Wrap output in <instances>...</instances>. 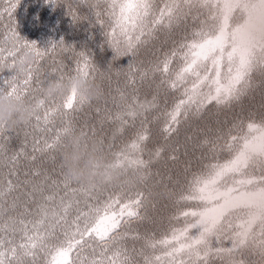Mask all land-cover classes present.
<instances>
[{
  "label": "snow or ice",
  "instance_id": "6c2138e0",
  "mask_svg": "<svg viewBox=\"0 0 264 264\" xmlns=\"http://www.w3.org/2000/svg\"><path fill=\"white\" fill-rule=\"evenodd\" d=\"M51 2L55 3L56 0ZM100 2L95 0L97 5ZM104 2L108 3L109 16L113 20L111 35L114 37L119 31L124 38L123 53L120 52L121 41H114L115 51L121 55L133 53L142 37H152L161 27L169 31L174 26L178 27L187 20L193 9L200 10L193 19L204 16L200 19L199 27L193 28L190 36L183 37L152 68L154 74L159 72L167 77L173 61H180L172 79L161 81L168 84L170 89L180 88L182 97L165 113L166 122L162 129L165 139L177 131L181 117L185 120L189 115L198 117L211 104L217 108L230 107L252 88L255 74L264 75V0H160L163 3L161 8L156 7L157 0ZM96 16L99 19L98 11ZM11 34L17 41V47L8 55L16 56L21 49L34 51L38 59L46 55V50H41L35 42L30 43L18 36L15 28ZM51 47L54 50L55 44ZM3 51L0 47V53ZM4 59L6 57L0 56V74L3 73ZM14 65L15 61L9 67L13 68ZM91 70L87 57L77 63L79 75L87 78ZM146 75V72L141 73V80ZM16 79L15 75L4 79L2 85L7 88L0 86V91L26 94V89L21 90L15 84ZM129 79L134 82L133 77ZM32 81L33 72L29 71L23 83L31 86ZM85 103L77 100L73 93L66 97L62 107L71 110L77 104L83 106ZM45 104L46 100L41 99L36 107L41 108ZM157 106L155 97L151 102L144 103L134 98L133 105L125 113L117 114L116 119L124 125L127 123L125 117L134 120ZM59 110L58 106L48 111ZM35 119L39 122L41 117L36 115ZM44 122H48L47 114ZM69 132L70 127L63 128L51 143L45 144L43 151L55 150L61 145L62 137ZM148 138L147 126H143L128 146L129 151L115 154V167L147 169L153 162L142 158L143 145ZM220 140H223V136H218L217 141L206 139L203 143L210 145L212 153L227 151L229 157L224 161L215 159L206 164L203 171L193 173L177 204L194 206L179 209L173 216L174 220L183 218V226L171 227L160 239L143 237L144 245L138 255L143 257L144 264H209L213 257L224 258L226 264H246L238 257L251 248H258L261 264H264V120H251L246 124L242 120L237 121L222 145L218 143ZM163 151V148H157L153 153L154 159H158ZM2 152L3 145L0 144ZM18 159L19 156L13 157V160ZM35 174L39 175L38 172ZM69 184L70 181H63L65 188ZM13 189L9 181L6 191ZM79 190L85 193L90 191L83 187ZM5 194L0 191V201ZM141 196L139 194L136 198L121 202L118 194L102 207H90L88 212L77 209V215L71 222L68 213L72 202L65 203L63 197L58 205L60 211H53L51 217L47 204L55 199L53 195L45 196V202L38 206L39 219L24 220L23 215L28 212L25 207L19 219L9 218L10 224L3 222L4 209L0 204V264H40L42 257L44 264H134L133 257L122 242L142 237L138 232L122 229L130 228L133 221L143 219L140 214ZM58 227L61 229L59 236ZM17 231L21 233L18 244L4 235L9 232L14 235ZM225 239L229 240L230 247L222 246ZM97 247L98 258L94 255L88 261L83 257L86 249L96 254ZM110 249L113 251L109 256L107 253ZM157 249L163 251L158 254Z\"/></svg>",
  "mask_w": 264,
  "mask_h": 264
},
{
  "label": "trees",
  "instance_id": "16d2710c",
  "mask_svg": "<svg viewBox=\"0 0 264 264\" xmlns=\"http://www.w3.org/2000/svg\"><path fill=\"white\" fill-rule=\"evenodd\" d=\"M156 7H163V3L157 0ZM97 11L100 13L99 19ZM199 11L193 9L187 20L178 27L174 26L171 31L161 27L152 37H142L133 53L121 55L116 53L114 41H121L120 52L123 53L124 38L119 31L114 37L111 35L113 20L109 16V5L104 0L98 5L95 0H80L79 3L77 0H56L55 3L51 0H0V47L4 50L0 56L6 57L3 60V73L0 74V86L7 88L2 81L14 75L9 65L26 51L21 49L16 56L8 55L17 47V41L11 34L13 28L23 40L35 42L41 50H46V55L39 59L34 51L28 50L32 55V64L28 72L15 81L21 90L26 89L23 96L30 104L36 106L41 99H45L46 104L41 108L36 107L35 115L28 124L6 131L0 138L3 145V152L0 153V191L6 192L0 201L4 209V223L10 224L9 218L19 219L25 207L28 212L24 213V220L39 219L38 206L49 195L55 196L47 204L49 217L53 211H60L58 205L63 197L65 203L72 202L68 213L71 222L77 215V209L88 212L90 207H102L118 194L121 202L142 194L140 214L143 219L133 221L130 228L122 229L138 232L142 237L122 242L133 257L134 264H144L143 257L138 255L144 245L143 237L160 239L171 227L183 226L184 219L174 220L173 216L179 209L194 206L177 204L193 173L203 171L204 166L215 159L224 161L229 157L227 151L212 153L210 145H205L203 141H217L218 136H223V140L218 141L222 145L235 122L242 120L246 124L251 120H264V75L255 74L252 88L239 102L219 108L211 104L198 117L189 115L186 120L181 117L177 131L165 139L162 131L166 122L165 113L182 97L180 88L170 89L168 84L161 81L172 79L180 61H173L167 77L159 72L154 74L152 68L183 37L190 36L193 28L199 27L200 19L204 16L193 19ZM53 44L54 50L51 47ZM81 54L88 58L92 68L88 78L102 87L103 96L68 110L62 107L66 97L46 98L44 89L50 81L58 80L61 76L66 78L78 74L76 67L83 59ZM29 71L33 72L31 86L23 83ZM144 72L147 75L141 80V73ZM130 76L134 82H130ZM154 97L157 107L134 120L125 117L127 123L124 125L116 119L117 114L125 113L133 105L134 98L144 103L151 102ZM58 106L59 111H48ZM46 114L47 123L44 122ZM36 115L41 117L39 122L35 119ZM143 126H147L149 138L143 145L142 158L153 162L147 169H121L126 179L119 184L98 182L86 185L73 182L64 174L60 146L55 150L43 151L46 143H51L63 128L70 127L71 132L97 142L107 157L115 161L116 153L129 151L128 146ZM157 148L164 151L158 159H154L153 153ZM17 156L19 159L13 160ZM172 156L176 158L172 159ZM37 172L39 175L35 174ZM129 177L133 179L129 181ZM64 180L70 181L68 188L64 187ZM9 181L14 186L11 192L6 191ZM81 187L90 191L81 192ZM60 232L58 227L57 236ZM4 235L13 243L21 242L19 231L14 235L11 232ZM222 246L230 247L229 240L225 239ZM112 251L110 249L107 255H112ZM162 251L157 249L158 254ZM98 253L97 247L96 254L86 249L82 255L90 261L94 255L98 258ZM238 258H242L246 264H261L258 248L247 249ZM40 264H44L43 257ZM209 264H226V260L213 257Z\"/></svg>",
  "mask_w": 264,
  "mask_h": 264
},
{
  "label": "clouds",
  "instance_id": "9594fccd",
  "mask_svg": "<svg viewBox=\"0 0 264 264\" xmlns=\"http://www.w3.org/2000/svg\"><path fill=\"white\" fill-rule=\"evenodd\" d=\"M32 64L31 52L24 51L12 68L14 75L24 76ZM75 94L77 100L92 102L103 96L102 87L79 74L52 80L44 89L46 98L68 97ZM36 106L23 95L0 91V133L28 124L34 117ZM61 163L65 176L76 183L94 185L100 183L119 184L125 181L120 168L115 167L97 142L82 134L69 132L60 145ZM129 181L132 177L127 178Z\"/></svg>",
  "mask_w": 264,
  "mask_h": 264
}]
</instances>
